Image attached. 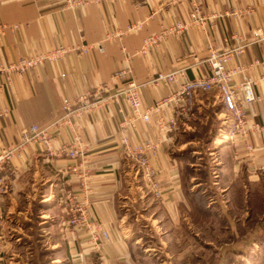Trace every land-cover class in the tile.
Segmentation results:
<instances>
[{
  "label": "crops",
  "instance_id": "0c3cea01",
  "mask_svg": "<svg viewBox=\"0 0 264 264\" xmlns=\"http://www.w3.org/2000/svg\"><path fill=\"white\" fill-rule=\"evenodd\" d=\"M199 3L203 14H215L206 26L191 23L190 0H101L80 7H65L63 0H0V22L17 25L0 34V65L60 45L95 44L113 28L147 20L138 32L126 34L120 41L104 42L102 52L91 48L87 55L67 53L61 60L46 61L23 75L13 74L8 86L3 84L0 73L3 145L17 144L21 132L33 124L49 130L55 138L54 146L72 145L73 135L67 123L55 125L62 116L64 98L73 100L79 93L91 95L101 86H107L108 90L122 88L123 81L113 74L127 65L138 82L151 80L161 72H176L170 84L160 80L140 86L143 106L153 105L166 96L173 99L149 120H137L133 128L122 127V114L113 103L91 108L74 118L78 146L85 152L83 158L73 160L65 154L47 157L43 145L28 142L12 158L0 187L3 234L7 224H13L10 220L13 213L20 216L29 209L20 199L38 198L43 202V215L51 216L47 221L48 233L55 229L57 235L56 241L49 245V264H139L141 261L152 264L153 259L145 256L150 243L155 235L161 236L165 244L167 238L160 231L163 223L156 221L157 211L149 206L151 199L160 205L168 225L175 229L182 227V216L192 207L195 214L205 215L189 199L197 198L201 182L196 175H188V169L195 171L203 165L191 153L195 151L189 147L192 140L184 138L194 129L196 121L208 125L207 120H213L209 110L219 117L222 104L216 92L197 91L184 97L174 94L186 82L209 76L205 62L208 45L216 50L242 47V52L233 53L228 61L231 69L245 68L234 73L232 82L236 86L244 77L253 79L258 96L247 105L248 124L255 125V129L245 141L220 138L221 123L218 129L217 125L208 127L211 138L205 143L212 158L209 165L215 168L212 185L218 188L216 197L224 198L233 193V187H240L242 198L247 199L248 186L264 182V80L260 79L264 75V42L260 39L264 35V0H199ZM176 22L189 25L183 33L168 37L144 54L125 61V56L141 48L146 36ZM254 61L257 63L250 66ZM62 72L66 73L64 77L60 76ZM236 87L240 98L242 91ZM161 119L165 122L175 119V129L162 130ZM124 137L128 146L144 142L156 145L146 152L147 174L140 172L137 161L123 143ZM68 165H75L78 172L70 171ZM85 179L90 186L89 215L100 219L109 232L108 239L99 246L86 239L84 230L77 237L61 231L66 214L60 198L70 190L81 202L85 198L81 187ZM216 207L205 208L211 214L218 211ZM231 209L234 208H222L216 224L220 230L228 231L231 245L240 247L231 251L234 264H264V256L258 254L260 241L246 229L249 210L235 209L246 214L239 218ZM247 245L253 248L242 249ZM7 247L10 241L4 236L5 253ZM163 251L164 258L160 260L172 262L168 247ZM12 257L6 259L3 255V264H12Z\"/></svg>",
  "mask_w": 264,
  "mask_h": 264
},
{
  "label": "built area",
  "instance_id": "2783aa9c",
  "mask_svg": "<svg viewBox=\"0 0 264 264\" xmlns=\"http://www.w3.org/2000/svg\"><path fill=\"white\" fill-rule=\"evenodd\" d=\"M65 7H80L85 6L89 2H99L101 0H63ZM115 1V0H110ZM192 4L191 23L199 26H206L212 20L215 14L207 15L202 13L199 0H190ZM147 20L133 22L127 24L125 27H117L106 32L103 38L95 44L77 43L73 45H60L56 48L47 50L42 53L31 54L28 56L20 57L6 65H0V73L4 77L3 84L10 85L12 75H23L26 71L42 65L46 61L55 62L61 60L67 53H76L78 55H87L91 48H96L102 52L104 50V42L120 41L121 38L129 33L138 32ZM188 23L176 22L169 25H163L160 29L148 36L143 40L141 48L133 54L124 57L125 61L131 60L135 55L144 54L151 46L157 45L167 39L168 37L175 36L183 33ZM17 25H8L0 22V34H3L6 29H15ZM259 34H257L258 36ZM264 42V35L260 36ZM122 50H124L122 48ZM242 47H236L228 50H216L211 45L207 47V56L205 62L207 63L210 74L205 78H196L192 81L186 82L180 92H176L174 96L184 97L189 96L193 92H216L221 104L222 110L220 114L221 126L219 136L230 141L242 140L245 141L249 134L255 129V125H249L247 119V105L257 99L255 92V81L249 77H244L242 82L237 84L241 91L242 97L237 96L236 86L232 82V77L236 71L243 72L245 68L238 66L236 69L228 67V61L233 53L240 54ZM257 61L251 62L250 66L256 64ZM66 75L65 72L60 74L61 77ZM114 78H119L123 81L122 88H114L108 90L107 86H101L96 89L91 95L87 93H79L71 100L64 98L62 102V116L59 120L55 121V125L61 122L67 123L68 128L73 135V144L66 145L61 143L54 146L55 138L47 128H42L38 124H33L29 128L21 132L20 141L17 144L3 145L0 140V187L4 183V174L9 169L12 158L19 155L21 149L28 142H36L44 146L45 154L47 157L56 156L57 154H65L69 159L83 158L85 152L78 146L79 136L77 134L76 125L72 121L74 118L80 116L84 111L91 108L104 105L106 103H113L117 106L118 111L122 114L120 123L124 128H133L137 120L147 121L150 117L159 111L161 106L169 105L173 99L170 96L163 97L153 105L143 106L139 95V88L153 81H162L164 84H170L175 80L176 72L158 73L153 79L138 82L132 75V70L129 65L114 72ZM264 80V75L260 77ZM105 93V94H103ZM91 97L94 99L91 100ZM184 109V106H182ZM176 127V120L170 119L165 122L163 119L160 121V128L162 130L172 131ZM123 143L127 147V151L137 161L140 172L146 173L149 169L147 151L153 150L156 145L144 142L138 146H128L127 139L124 137ZM72 172H78L77 167L67 166ZM82 180L81 187L84 199L81 202L77 201L73 192L65 191L60 198V204L66 214L65 220L61 225L62 233H69L72 237H77L78 232L84 230L86 232V239L96 246L103 244L109 237V232L105 224L98 218L89 215V193L90 186L88 181ZM2 213H0V264L2 261V252L4 245V234L1 231ZM66 230V231H65Z\"/></svg>",
  "mask_w": 264,
  "mask_h": 264
},
{
  "label": "rangeland",
  "instance_id": "374dc122",
  "mask_svg": "<svg viewBox=\"0 0 264 264\" xmlns=\"http://www.w3.org/2000/svg\"><path fill=\"white\" fill-rule=\"evenodd\" d=\"M208 113L209 116H213L212 122L207 120L208 124H211H209L210 126H215L218 119L221 123L222 115H220L221 117H217V114L212 113L211 110H209ZM194 124V129L190 130L189 134L185 135L186 138H184V140H192L189 143V147L192 146V149H195V151L191 153L195 156L197 155L198 158L202 156L200 157L202 159H198L197 157L194 158L196 159L195 161L197 163H200L203 166L200 167V169H196L195 171L191 168L188 169V175H196L201 182L198 185L199 192L196 195L197 198H193V201L191 198L189 199L191 204L194 205L202 204L203 207H214L216 205V208L219 212L212 211L209 216H200L195 214V209L192 207V209H189L188 211L186 210V212L183 214L182 227L179 226V229H175L174 227L168 225L167 219L162 213L160 205L156 203L155 200L151 199L149 206L153 210L157 211L156 221L163 223V227L160 231L161 233L164 232V238H167L166 244L161 242V236L158 235H155L153 242L150 243V247H148L147 243H145V246L149 248L147 249V255L145 256L147 258L153 259L152 264H217V261L225 257L229 251H232L233 249H240L239 246H233L231 243H229L230 241L228 238V231L220 230V227L216 224V222L217 218L220 216V210H222V208L225 206L234 208L231 209V212L236 214L237 217L243 218L246 214L243 215L240 210L235 209L241 208L242 205L243 207L248 208V205H250L248 202L250 200L239 199L236 202V198L233 197V193L231 192L224 198L218 199L216 197L218 188L212 185V178L214 174L212 170L215 168H211L209 165L212 158L208 153L209 150H207V145L205 143L211 138V133L209 134L208 126L207 130L203 131L202 127L205 126V124H200V121H196ZM233 186L237 185H232L231 187ZM188 187H191L189 183ZM248 188L257 191L258 195L260 196V198L251 199V205L254 206V210L251 211V213H254L252 218L256 219V221L253 222L249 228H247L252 232V234H255L264 230V182L251 184L248 186ZM236 189L237 187H233L232 191H235L236 193ZM20 200L21 203L25 205L28 204L29 209L24 215L20 213L21 215L19 216L13 213V217L10 219L13 224H7V230L4 233L5 239L10 241V247L6 248L7 253H5V248L3 249L2 256L5 255V258L7 259V257H12L10 255L12 254L14 256L11 260L13 262L12 264H25V262H28V264H49V245L57 239V235L54 231L55 229H50V233H48L47 230V221L51 218V216L43 215L44 211L41 209V203L43 202L40 201V199L38 200V198H36L35 200L28 201V199L22 197ZM194 201L195 203H193ZM48 212L50 213L51 211ZM22 218L25 221L23 220L22 222V220H20ZM213 218H215V223L209 221ZM193 223L195 226H192ZM194 234H197V236ZM164 245L166 249L168 247V249L171 251L170 254H172V262L164 263L162 260H160L164 258ZM251 246L252 245H247L244 246L246 248H241L248 250L253 248ZM139 264L149 263L141 261Z\"/></svg>",
  "mask_w": 264,
  "mask_h": 264
},
{
  "label": "trees",
  "instance_id": "16d2710c",
  "mask_svg": "<svg viewBox=\"0 0 264 264\" xmlns=\"http://www.w3.org/2000/svg\"><path fill=\"white\" fill-rule=\"evenodd\" d=\"M209 121H211L212 122V120H209ZM219 123H220V120L218 119L217 120V128L216 129H218L219 128ZM210 124V123H209ZM209 124L208 125H205V126H203L202 127V129H203V131H206L207 130V126L209 127ZM211 125V124H210ZM215 128V127H214ZM215 132H216V130H214ZM213 131V132H214ZM214 132V133H215ZM235 190V189H234ZM237 190V192L235 193V191H233V197L234 198H236L235 200H236V202L239 200V199H243L242 198V190H241V188H237L236 189ZM240 195V196H239ZM255 198H260V196L258 195V193H257V191H255V190H251L250 189V192H249V196H248V198H247V200L249 199L250 201L248 202L250 205H248L249 207L247 208L248 210H249V212L251 213V211H253L254 210V206L253 205H251V199H255ZM243 207V205L241 206V208ZM198 209H201L202 210V212L205 214V215H210V213L206 210V208L205 207H203L202 206V204L201 205H198ZM249 213V215H251V216H249L248 217V219H247V221H246V223H247V226H246V229H247V227H250V225H252L253 224V222H255L256 221V219H254V218H252V215L254 214V213H251L250 214ZM240 228V227H239ZM243 228V227H242ZM244 229V228H243ZM264 229V228H263ZM242 230V229H241ZM254 234V233H253ZM254 236H255V238L254 239H257L258 241H260V245H259V251H258V254L260 255V256H264V230L262 231V233H260V234H258V233H255L254 234ZM250 256V255H249ZM235 258H234V254H233V252H231V251H229L226 255H225V257H223V258H221L219 261H217V264H223L224 262H226L227 264H234V262H235V260H234Z\"/></svg>",
  "mask_w": 264,
  "mask_h": 264
}]
</instances>
